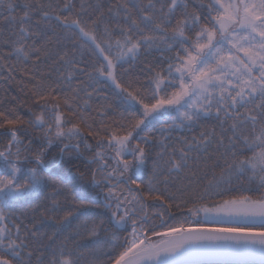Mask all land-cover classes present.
Returning a JSON list of instances; mask_svg holds the SVG:
<instances>
[{"label": "snow or ice", "instance_id": "snow-or-ice-1", "mask_svg": "<svg viewBox=\"0 0 264 264\" xmlns=\"http://www.w3.org/2000/svg\"><path fill=\"white\" fill-rule=\"evenodd\" d=\"M86 53L119 120L84 111ZM3 72L31 86L0 98V264H264V0H0Z\"/></svg>", "mask_w": 264, "mask_h": 264}, {"label": "trees", "instance_id": "trees-1", "mask_svg": "<svg viewBox=\"0 0 264 264\" xmlns=\"http://www.w3.org/2000/svg\"><path fill=\"white\" fill-rule=\"evenodd\" d=\"M88 3L92 5L101 4L103 5L104 9L107 8L108 4L110 2H114V0H87ZM190 5V10L192 8H195L196 2H199V0H188ZM203 2L207 3L208 0H203ZM74 3L76 4L77 8H79L80 0H74ZM90 11H95V9H90ZM59 31V29H57ZM51 35V33H50ZM115 36H119V33H114ZM55 39V37H53ZM169 53H165V55H168ZM160 57V53L158 51H152L151 54L144 53L136 58L135 61H130L129 63H126L123 65L122 71L124 69H127V77L135 80L137 77H139L140 85L142 87H146L147 80L146 76L141 73V68L148 62H152L154 60H158ZM96 57L94 55L85 54L84 61L85 63L80 64V68L85 69L83 72H78L76 74V77L73 79L72 84L73 87H76L77 85L81 86L84 91L81 92L82 99H87L89 101L90 107L84 109L85 113L90 117V119L94 118L95 121H99L102 118L100 113H106L107 117L114 118L116 120L120 119V112L124 111V108H122L118 103L116 96L114 94V86L103 79H100L99 81H95L89 78L88 73L91 71L90 68V62L95 61ZM27 69L29 71L32 70V65L28 64ZM40 72L47 74L49 71H52L53 76H58L59 74L63 73L64 68L60 64H54L52 61H48L46 64L41 65L39 68ZM7 76V72L0 73V98L7 97L11 99L12 97H16L17 100H27L28 96L26 95L28 88L24 87V85H28L29 87L30 82L28 79L23 77V73L21 72H14L13 76L14 79H9L5 81L4 77ZM23 80V83H20V81ZM123 83V81H121ZM24 87V91L21 92V88ZM85 92L90 93L91 95H85ZM5 93H8V96H3ZM10 94V95H9ZM111 106V107H109ZM134 111V110H133ZM175 113H173L174 115ZM206 125H215L214 120L204 121L202 122ZM198 131V130H197ZM152 134V133H150ZM158 135V133H155ZM186 131L181 132L177 131L173 133V135H188ZM143 135V133H141ZM5 139H0V144L5 143ZM94 143V141H91ZM83 147V146H82ZM55 151V149L53 150ZM92 153L85 152L84 157L87 158L91 156ZM86 163V159L84 161ZM111 163V162H110ZM93 168H95V165H92ZM219 171V169H217ZM147 179V176H145V180ZM183 179L182 176H174L173 180L175 181L176 185H179L180 181ZM161 188L163 185H159ZM121 187H126L124 185H121ZM169 188L171 191H176V187L169 185ZM49 192L51 189L48 190ZM121 189L118 188L117 192H120ZM61 200H63V196L60 197ZM44 200V197H40L39 199L32 200L28 205L23 206L24 210L27 212L28 218L31 219V224L35 225V230L39 233H46L48 235L52 234V231L54 230L51 223H49L46 220H42L40 216V212L43 211V208H40L35 213V218H33V214L31 209L35 206L41 204ZM14 211H19V209H14ZM149 211L152 212L154 209L151 205H149ZM172 212L177 215V217L180 216V213L177 212L175 208L172 209ZM186 212V209H185ZM62 214V213H61ZM50 215V214H49ZM203 215H201L202 217ZM199 217V219H201ZM81 219H84L83 217ZM19 222V221H18ZM25 222L27 223V220L25 218ZM80 221L74 222L73 227H75V223H79ZM157 223H159V220H157ZM10 226V225H9ZM188 226V225H186ZM130 230V229H129ZM160 229H158L159 231ZM64 235H67V232L64 233Z\"/></svg>", "mask_w": 264, "mask_h": 264}, {"label": "bare ground", "instance_id": "bare-ground-1", "mask_svg": "<svg viewBox=\"0 0 264 264\" xmlns=\"http://www.w3.org/2000/svg\"><path fill=\"white\" fill-rule=\"evenodd\" d=\"M8 96V93H5L3 96ZM10 95V94H9ZM27 223L30 225L31 224V219L26 217Z\"/></svg>", "mask_w": 264, "mask_h": 264}, {"label": "rangeland", "instance_id": "rangeland-1", "mask_svg": "<svg viewBox=\"0 0 264 264\" xmlns=\"http://www.w3.org/2000/svg\"><path fill=\"white\" fill-rule=\"evenodd\" d=\"M203 219V218H202ZM209 225H212V224H209ZM212 226H219V225H212Z\"/></svg>", "mask_w": 264, "mask_h": 264}]
</instances>
